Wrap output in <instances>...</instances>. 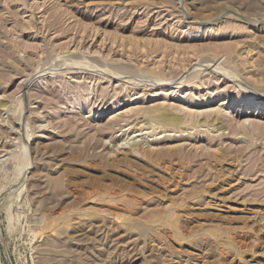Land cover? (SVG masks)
I'll return each instance as SVG.
<instances>
[{
  "label": "rangeland",
  "instance_id": "374dc122",
  "mask_svg": "<svg viewBox=\"0 0 264 264\" xmlns=\"http://www.w3.org/2000/svg\"><path fill=\"white\" fill-rule=\"evenodd\" d=\"M262 92L264 0H0V264H264Z\"/></svg>",
  "mask_w": 264,
  "mask_h": 264
},
{
  "label": "bare ground",
  "instance_id": "6f19581e",
  "mask_svg": "<svg viewBox=\"0 0 264 264\" xmlns=\"http://www.w3.org/2000/svg\"><path fill=\"white\" fill-rule=\"evenodd\" d=\"M100 71V70H99ZM107 71V70H106ZM101 72H103V71H101ZM105 73V72H104ZM110 73H114V72H109L108 73V71H107V74L109 75ZM118 73V72H117ZM114 75V74H113ZM117 76V75H116ZM163 81H161L159 84L160 85H163V83H162ZM156 83V82H155ZM167 84V83H166ZM158 85V84H157ZM165 85V84H164ZM256 92V91H255ZM258 93V92H257ZM263 93V92H262ZM261 93V94H262ZM264 94V93H263ZM151 111H153V110H151ZM155 113V112H154ZM151 117V116H150ZM152 119H154V120H156L158 123H160L161 124V126L163 125H176V126H178L180 123H181V120H180V118L179 117H172V116H169L168 114H166L165 112H162L161 111V113L159 112V114H157V115H153L152 116ZM138 130H142V129H138ZM160 130V129H159ZM124 138V137H123ZM115 141V140H114ZM26 143H27V141H26ZM114 148V147H113ZM131 149V148H130Z\"/></svg>",
  "mask_w": 264,
  "mask_h": 264
}]
</instances>
